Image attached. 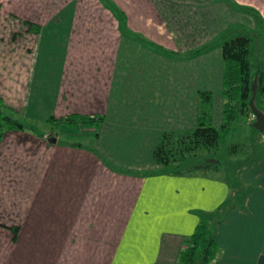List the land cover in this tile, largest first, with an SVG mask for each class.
<instances>
[{
    "label": "crops",
    "instance_id": "obj_1",
    "mask_svg": "<svg viewBox=\"0 0 264 264\" xmlns=\"http://www.w3.org/2000/svg\"><path fill=\"white\" fill-rule=\"evenodd\" d=\"M110 1L122 27L100 0H0V98L32 126L53 117L54 126L67 125L62 136L84 140L60 141L51 128L4 134L0 264H177L199 214L229 196L215 175L153 173L161 133L195 128L199 91L213 93V124H222L221 48L177 60L128 33L185 52L238 24L237 12L226 0H168L186 7L177 44L149 22L163 19L159 0ZM235 1L264 19V0ZM261 53L264 61V42ZM176 63L185 67L180 75ZM73 115L104 122L69 132L77 126L61 120ZM240 214L231 210L218 226L211 264H264L255 227L231 222Z\"/></svg>",
    "mask_w": 264,
    "mask_h": 264
},
{
    "label": "trees",
    "instance_id": "obj_2",
    "mask_svg": "<svg viewBox=\"0 0 264 264\" xmlns=\"http://www.w3.org/2000/svg\"><path fill=\"white\" fill-rule=\"evenodd\" d=\"M100 1L105 6L110 7L118 16L122 27L124 25L123 15L117 7L110 0ZM226 1L238 12L254 16L255 28L251 29L244 25L232 26L224 30L211 42L185 52L168 50L161 45L150 42L141 35L128 33L129 37L138 40L145 47L177 60L193 59L215 48H221L222 52V124L218 127L213 124V93L209 90L199 91L195 128L182 132L165 131L161 133L153 151L157 166L153 173H173L177 175L201 173L212 176L214 172H218L219 162L216 159L197 161L200 157L199 151H205L207 154L216 151L221 144L225 143V139L233 130V125L239 116L246 111H251L249 100L252 96L253 82L257 85L254 104L261 112H264V61L259 57L264 42V19L252 7L241 6L234 0ZM26 24L32 33H40L41 26L39 24L32 22H26ZM61 122L81 123L98 130L104 122V117L73 115L64 118ZM47 123L53 125V123L58 124V121L51 117L47 120ZM252 127L256 129L254 126ZM35 129V126L27 125L0 98V142L8 131H35ZM95 136H97V133ZM226 181L229 185L228 198L216 211L212 213L201 212L199 214L200 221L181 250L177 264H211L215 258L219 250L216 241L217 225L223 223L227 213L234 208L232 200L239 193L231 181Z\"/></svg>",
    "mask_w": 264,
    "mask_h": 264
},
{
    "label": "rangeland",
    "instance_id": "obj_3",
    "mask_svg": "<svg viewBox=\"0 0 264 264\" xmlns=\"http://www.w3.org/2000/svg\"><path fill=\"white\" fill-rule=\"evenodd\" d=\"M158 2L160 3L159 13L163 16V19H161L160 23L153 24V20L149 18L150 24L154 26V31L159 32V36L161 37L164 35L166 37L168 34L173 33V35L176 36L177 44L184 42L177 37H183L185 35V30L188 25L184 22L186 7H180L173 4V7L169 8L167 5L169 3L168 0H159ZM235 2L241 6H246L238 3L237 1ZM233 10L237 12L239 16L240 22L236 25H244L251 29L255 28L256 21L254 16L238 12L235 9ZM259 57L261 59L262 53H260ZM181 65V63H176L177 75H180V71L185 69V67ZM259 106L261 107V105ZM16 113L23 120L25 119L18 112ZM254 120L255 117H253L251 111H246L241 114L238 120L234 123L233 130L225 139V143L221 144L216 151L210 154H207L205 151H199L201 158L199 157L197 161H212L216 159V161L219 162V170L218 172H214L213 175L224 178L229 182L231 181L234 188L239 191V193L236 194V198L232 200V204H234V208L232 210H239L241 214L238 215L239 218H233L231 222L237 221L240 223L243 222L244 224H252V227L254 226L255 230L250 232V234L255 237V240L264 245V165L259 167L257 165L258 163L261 164V162L264 163V161H262V159H264V157H262L264 153V137L258 130L252 127ZM26 124L32 126L28 122H26ZM74 125L77 127L82 126L84 128L80 130L77 129V127L69 126L67 127L69 132L74 130V133L79 131L83 134L85 129L90 128V126L87 127L88 125L85 124L78 125V123H74ZM33 126L36 127L35 131L42 133L48 132L51 128L54 134L52 136H55L57 133L59 140L63 142L68 140L84 142L81 137L62 136L61 131L66 128L63 126L67 125L54 126L48 123L43 125V123L36 122ZM249 169H252L250 176L248 172ZM229 212L226 215L225 221H227ZM216 229H218V227Z\"/></svg>",
    "mask_w": 264,
    "mask_h": 264
},
{
    "label": "water",
    "instance_id": "obj_4",
    "mask_svg": "<svg viewBox=\"0 0 264 264\" xmlns=\"http://www.w3.org/2000/svg\"><path fill=\"white\" fill-rule=\"evenodd\" d=\"M257 92V85L253 82L252 85V96L249 100V106L252 114L255 117L253 121V126L260 132H264V113L261 112L254 104L255 96Z\"/></svg>",
    "mask_w": 264,
    "mask_h": 264
},
{
    "label": "built area",
    "instance_id": "obj_5",
    "mask_svg": "<svg viewBox=\"0 0 264 264\" xmlns=\"http://www.w3.org/2000/svg\"><path fill=\"white\" fill-rule=\"evenodd\" d=\"M253 117H254V115H253Z\"/></svg>",
    "mask_w": 264,
    "mask_h": 264
}]
</instances>
